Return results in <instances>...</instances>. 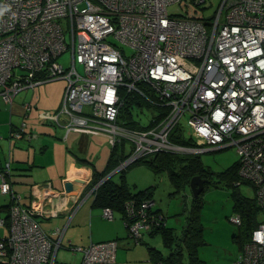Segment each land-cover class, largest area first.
<instances>
[{"label": "built area", "instance_id": "built-area-1", "mask_svg": "<svg viewBox=\"0 0 264 264\" xmlns=\"http://www.w3.org/2000/svg\"><path fill=\"white\" fill-rule=\"evenodd\" d=\"M186 4L182 7L181 3ZM179 4L178 14L168 11ZM0 0V96L11 103L15 94L42 82L64 79L60 107L38 113L42 122L88 135L106 136L125 157L111 173L158 152L198 153L234 147L240 176L254 189L264 212V0ZM194 5L201 13L186 12ZM128 49H127V48ZM69 50V64L58 58ZM82 71H78L76 64ZM151 109L150 120L130 126L122 107L128 97ZM26 112L30 104L24 103ZM186 117L188 129L181 119ZM192 138L195 145L170 135ZM27 140L26 123L9 137ZM202 141V144H197ZM128 143V149L125 145ZM120 151L119 153H122ZM9 160L0 169V193L10 194L7 234L0 237V264H54L64 227L45 230L38 216L56 215L45 202L58 195L49 183L28 205L12 190ZM92 174H82L80 188ZM78 202V201H77ZM153 200L127 201L125 226L137 241L157 225ZM79 205L75 203L73 211ZM113 219L114 212L102 207ZM160 217V216H159ZM237 225L241 218L232 217ZM125 222V221H124ZM68 247L81 253L79 264H126L116 261L115 239ZM231 264H264V218L253 227Z\"/></svg>", "mask_w": 264, "mask_h": 264}, {"label": "rangeland", "instance_id": "rangeland-1", "mask_svg": "<svg viewBox=\"0 0 264 264\" xmlns=\"http://www.w3.org/2000/svg\"><path fill=\"white\" fill-rule=\"evenodd\" d=\"M217 3L218 0H213V4L204 10L206 16L213 14L217 7ZM185 4L186 3L183 1L181 6L183 7ZM179 6L180 5L177 3L169 5L168 11L171 14H178L182 11ZM185 9L187 13H190L192 10H196V13H201V11L199 9L197 10L194 5H188ZM58 61L63 63L64 66H67L70 61L69 50L63 53L58 58ZM76 68L78 71H82V67L78 63L76 64ZM64 81L65 80L63 79H55L38 84L36 92L33 94L34 101L36 100L37 102V99H39L40 106L42 103L46 104L48 101L53 100L52 94L61 88ZM48 94H51L50 98L47 96ZM35 111L39 113L45 110L41 107H37ZM131 112L132 119L138 122L139 125L148 124L151 116V109L146 105L143 104L141 107L134 105ZM29 119L33 122V124H35V127L37 125L39 127L47 125L55 126L53 123L40 121L37 115L36 117H30ZM23 120L26 123L27 131L28 118L23 119L21 117L16 125L18 127ZM181 124L184 126L185 130L188 129L186 117L181 119ZM30 126L34 128L32 125ZM30 133H32L33 138L35 135H42V131H38V129H34ZM186 137H188V133H186ZM21 139L23 138H14L13 136L9 137L8 140L11 141V152H13L15 144L18 146L17 143L22 141ZM8 140H2L6 143L5 145L3 144L4 151H1L2 153L5 152L6 154L9 149ZM24 140L26 142L31 139L27 140V138L24 137ZM89 142L90 150L87 158L90 162L97 163L95 165L96 168L101 170L103 168L102 163L104 159L106 160L110 151L108 140L106 136L99 135L94 136V138H90ZM197 144L201 145L202 141H199ZM128 146L129 145L127 143L125 145L126 150L128 149ZM196 154L200 162L210 170L209 176L211 181L207 188L199 194V200L201 203L200 222L203 228V241L196 247L194 259H190L183 252L179 255L180 260L178 264H231L232 260L241 249L242 241L245 239L243 227L238 226L232 220V217L238 213L234 208L235 194L237 192L241 196L253 197L254 189L248 182H241L238 186H234L228 183L227 177L218 175V172L231 166L232 163L238 159V155L236 154L234 147L230 146L222 149H210ZM178 155L187 154L178 153ZM177 164L178 160L173 158L167 162L166 166L164 165L159 168L155 166L153 167L151 164L146 162H135L131 166L123 169L124 180L132 192L148 187L151 189L154 208H160L162 213L165 214L166 217L164 222L167 226L174 228V234H179L185 224L186 214L188 208L190 207L192 196L188 185L184 187L176 186L170 179V173L172 170H180ZM121 174L120 170L115 171L111 174V179L119 181L122 179ZM7 202L8 196L0 193V217H4L6 215V211H4L1 206ZM258 218H264V212L259 211ZM122 227L124 234L119 242L118 253L116 252V261H118L117 256L118 259H122L121 257L124 256L121 251H127L125 247L128 244L125 241L130 239L132 244L134 243L132 238L129 236L128 229L125 227L124 223L122 224ZM6 234V225H1L0 237H4ZM142 237V240L146 241L147 244L143 242H136L133 246H130L133 248L129 251L128 257L124 256L123 258V261H126L127 264H151L149 261H146L148 259L147 256H149L147 245L154 246L156 249L161 251L162 255L166 256L168 247L165 246L164 239L159 233L151 236L148 232H144ZM76 259H79L78 254L73 255L68 250L60 248L56 253L54 264H71V260L72 263H74V260L76 261ZM164 264H170V262L165 260Z\"/></svg>", "mask_w": 264, "mask_h": 264}, {"label": "crops", "instance_id": "crops-1", "mask_svg": "<svg viewBox=\"0 0 264 264\" xmlns=\"http://www.w3.org/2000/svg\"><path fill=\"white\" fill-rule=\"evenodd\" d=\"M65 85L66 81L60 89L52 94L53 100L48 101L46 104L42 103L40 106L39 99H37V102L34 101L33 95L37 86L33 89L19 91L13 97L11 103L5 102L0 96V169L9 160L11 170L7 178L13 191L20 195V202L24 205H28L34 196L42 194L45 191L44 186L46 183H49L58 192V195L53 197L51 202L44 203L48 209L55 210L56 215L47 214L38 216L37 219L45 230L65 226L60 248L68 250L73 255L78 254L79 259L74 260V263L71 260V264H78L80 263L81 253L73 252L68 247L69 243L87 245L90 241L118 239L119 246L124 230L122 227L123 220L119 214H115L111 220L104 219L101 214L102 207L93 202L94 193L90 192L91 186L87 185L82 188L76 186L70 192L63 191L65 181L79 179L82 174H92L93 171L101 172L105 169L109 154L106 160L103 158V168L101 170L96 168L97 163L90 162L87 158L90 150L89 139L99 135L70 131L64 138L63 127L56 125L43 127L37 125L35 127V124L29 119L30 117H36V115L38 117V112L35 111L37 107H41L45 111H56L60 107ZM47 96L50 98L51 94ZM24 103L30 104L28 112L25 110ZM21 117L23 119L28 118L27 131L31 132L38 129V131H42V135H35L34 138L32 136L31 140L26 142L22 137V141L17 143L18 146L15 144V148L11 152V141L8 140L9 134L12 129L17 127L16 123ZM3 139L8 140L9 149L6 154L1 152L4 151L3 144H6L5 141H2ZM77 201L79 205L73 211L75 203L78 204ZM129 240L125 241L128 244L125 247L127 251H121L122 255L127 257L129 251L133 248L130 246L135 243L133 241L132 244V241ZM124 256L121 257L122 259H118L117 256V260L127 264L126 261H123ZM147 258L146 261L152 264L149 256Z\"/></svg>", "mask_w": 264, "mask_h": 264}, {"label": "trees", "instance_id": "trees-1", "mask_svg": "<svg viewBox=\"0 0 264 264\" xmlns=\"http://www.w3.org/2000/svg\"><path fill=\"white\" fill-rule=\"evenodd\" d=\"M137 99V96H135V99L133 100L131 97H128V99L125 101L126 103L122 107L123 116L130 119L129 125L133 127H141V125L134 121L130 116V108L132 106L131 102L134 101L136 104L142 103V100ZM170 138L173 141L181 144L195 145L191 137H182V135H178L177 128L174 129L173 133L170 135ZM120 151H122V149L117 145L110 147L109 157L107 159L105 169L101 172L93 171L89 186L96 184L100 178L104 177L119 164V161L126 155V153L124 154L123 151L122 153H119ZM173 158L178 160L177 166L180 169L178 171L172 170L170 173V179L176 186H189L191 177L198 175L204 179L203 190L207 188L208 184L211 182L209 176L210 170L200 162L196 153L178 155V153L175 152H158L149 157L141 158L135 162H146L151 164L153 167L155 166L159 168L164 165L166 166L167 162ZM135 162L128 166H131ZM9 168L10 169L7 177L10 175V165ZM238 169L239 162L236 159L231 166L227 167L223 171L218 172V175L227 177L228 183L234 186H238L241 182H248L250 184L249 181L243 179L240 176ZM123 171V169L120 170L122 173L121 180L114 181L111 179L110 175L98 185L93 194V202L100 207H110L114 212V216L115 214H119L123 220V223H126V218H128V216L126 215L125 204L127 201L133 200L134 203L138 204L142 199H152V196L151 189L149 187L132 192L124 180ZM6 195H8V202L1 206V208L6 211L5 217L8 216V209L12 202L10 194ZM200 208L201 203L199 200V194L197 196L192 195L190 207L188 208L186 214L185 224L179 234H174V228L167 226V224L164 222L166 216L162 213L161 209L154 208V206L151 208V212L158 217L157 225L151 230L143 231L142 236L144 232H148L151 236L159 233L164 239L165 246L168 247V252L166 256H164L161 254V251L156 249L154 246L147 245L149 259L151 260L152 264H164L165 260L169 261L170 264H178L180 260L179 255H181L183 252L190 259L195 258L196 247L203 241V228L200 222ZM234 208L237 210V214L241 218V223L238 226L243 227L245 232V239L241 244L242 248L244 242L248 238L250 230L259 223L258 213L260 211V207L256 202L255 195L253 197H246L241 196L236 192ZM125 227L128 229L127 226ZM142 236L138 238L137 241L131 236L130 237L135 243L143 242L147 244L146 241L142 240ZM115 240L118 242V239Z\"/></svg>", "mask_w": 264, "mask_h": 264}, {"label": "water", "instance_id": "water-1", "mask_svg": "<svg viewBox=\"0 0 264 264\" xmlns=\"http://www.w3.org/2000/svg\"><path fill=\"white\" fill-rule=\"evenodd\" d=\"M80 182H81L80 179L65 181L63 183V191L64 192H70L72 189L76 188V186H77V188H80V185H79ZM189 187H190L192 195L197 196L204 189V179L199 177L198 175H194L190 179Z\"/></svg>", "mask_w": 264, "mask_h": 264}]
</instances>
